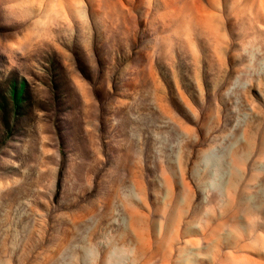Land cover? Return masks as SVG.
I'll return each instance as SVG.
<instances>
[{"label":"rangeland","instance_id":"rangeland-1","mask_svg":"<svg viewBox=\"0 0 264 264\" xmlns=\"http://www.w3.org/2000/svg\"><path fill=\"white\" fill-rule=\"evenodd\" d=\"M0 264H264V0H0Z\"/></svg>","mask_w":264,"mask_h":264}]
</instances>
